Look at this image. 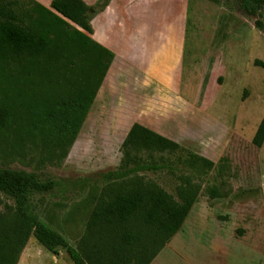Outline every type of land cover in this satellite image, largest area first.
<instances>
[{
  "label": "rangeland",
  "instance_id": "obj_1",
  "mask_svg": "<svg viewBox=\"0 0 264 264\" xmlns=\"http://www.w3.org/2000/svg\"><path fill=\"white\" fill-rule=\"evenodd\" d=\"M123 1L110 2L113 38L107 46L113 50H119V28L123 35L132 12ZM177 14L184 22L182 58L168 82L143 75L150 61L126 39L66 156L47 161L39 142L18 145L2 137L0 167L60 183L33 195L30 204L39 221L79 250L93 200L107 185L104 174L117 167L120 144L138 123L215 165L196 176L170 157L169 170L138 174L172 195L181 175L194 173L192 182L200 187L182 226L150 264H264V141L259 148L251 144L264 113V18L246 17L236 0H186ZM161 17L175 19L174 12ZM44 91L53 95L55 88ZM208 188L215 190L213 198ZM6 208L13 203L0 196V211ZM16 264L71 262L62 248L52 255L29 236Z\"/></svg>",
  "mask_w": 264,
  "mask_h": 264
},
{
  "label": "trees",
  "instance_id": "obj_2",
  "mask_svg": "<svg viewBox=\"0 0 264 264\" xmlns=\"http://www.w3.org/2000/svg\"><path fill=\"white\" fill-rule=\"evenodd\" d=\"M236 3L246 17L264 18V0ZM106 4L51 0L47 9L34 0H0V138L12 137L18 145L39 142L47 161L66 156L113 59L90 38L89 21ZM254 25L263 30L258 20ZM46 87L55 88L54 96ZM263 141L264 113L251 144L259 148ZM119 153L117 167L104 174L107 185L93 200L79 250L39 221L30 204L33 195L60 183L0 167V196L13 203L0 211V264H16L29 236L52 255L62 248L71 264H150L197 198L194 173L215 165L136 123ZM170 157L194 171L178 177L173 195L138 175L169 170ZM207 194L213 198L215 190Z\"/></svg>",
  "mask_w": 264,
  "mask_h": 264
},
{
  "label": "crops",
  "instance_id": "obj_3",
  "mask_svg": "<svg viewBox=\"0 0 264 264\" xmlns=\"http://www.w3.org/2000/svg\"><path fill=\"white\" fill-rule=\"evenodd\" d=\"M34 1L47 9H49L51 2V0ZM82 1L87 6H91L96 2V0L92 2ZM111 1L109 0L104 9L93 15L90 19L89 26L92 31V39L102 47L111 51L114 59L118 51L120 49L122 51V44L128 41L126 39L130 38L136 46L134 53L140 54V56L146 57L150 61L148 65L146 63L143 66L141 70L143 75L150 77L152 80H156L157 77H162L168 82L170 76L175 74L176 64H179L182 58L184 22L179 18L181 15L177 14V12L180 11L181 4L186 0H183L184 2L181 1V3L179 0H124L123 6L131 5L130 7H126V10L128 8L132 12L125 16L128 21L123 26V35L121 34L122 25L119 28L118 33L121 38L117 41L119 42V50H113L107 46L109 39L111 41L113 38V26L109 19L111 15ZM123 9L124 7L120 11L123 12ZM165 12H174L175 19L163 21L161 16ZM126 28L130 35L125 33ZM129 51L131 52V50ZM143 75L141 74V76ZM154 133L158 134L157 132ZM166 139L170 140L169 138Z\"/></svg>",
  "mask_w": 264,
  "mask_h": 264
},
{
  "label": "water",
  "instance_id": "obj_4",
  "mask_svg": "<svg viewBox=\"0 0 264 264\" xmlns=\"http://www.w3.org/2000/svg\"><path fill=\"white\" fill-rule=\"evenodd\" d=\"M56 14V13H55ZM56 15H58V14H56ZM70 25H72L73 26V24L72 23H70V22H68Z\"/></svg>",
  "mask_w": 264,
  "mask_h": 264
}]
</instances>
